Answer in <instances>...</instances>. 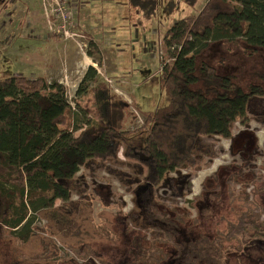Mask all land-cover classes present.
Wrapping results in <instances>:
<instances>
[{
    "label": "rangeland",
    "instance_id": "obj_1",
    "mask_svg": "<svg viewBox=\"0 0 264 264\" xmlns=\"http://www.w3.org/2000/svg\"><path fill=\"white\" fill-rule=\"evenodd\" d=\"M59 1L66 8L59 15L56 0L0 4V79L62 84L84 125L94 101L90 90L78 91L91 58L101 82L129 105L124 130L140 128L147 113L167 103L160 79L166 30L207 0H155L150 18L131 0ZM202 59L246 90L261 81L264 88L262 51L251 56L217 43ZM247 108L232 140L204 137L195 164L153 189L157 217L149 227L134 224L146 218L134 202L141 190L124 182L143 175L121 151L118 162L82 167L69 182L71 200L34 216L28 242L0 227V264H208L202 246L215 249L222 264H264V97Z\"/></svg>",
    "mask_w": 264,
    "mask_h": 264
},
{
    "label": "trees",
    "instance_id": "obj_2",
    "mask_svg": "<svg viewBox=\"0 0 264 264\" xmlns=\"http://www.w3.org/2000/svg\"><path fill=\"white\" fill-rule=\"evenodd\" d=\"M194 6L197 0H186ZM150 18L155 0H131ZM171 3H170V7ZM160 79L166 105L145 115L143 126L124 130L128 103L101 82L90 67L78 94L92 92V117L82 122L72 111L66 88L43 77L0 79V227L22 242L33 235L34 216L57 200H71L69 182L93 161L136 162L143 179L136 211L147 228L157 217L152 191L168 175L195 164L204 137L232 138L236 122L246 124L248 103L264 97L260 84L244 89L234 75H221L202 59L213 45L235 47L243 54L264 52V0H207L198 14L182 16L162 39ZM264 82V75H261ZM79 132L78 136L75 133ZM143 183V184H142ZM208 264H222L215 249L201 247ZM194 253L199 249L192 247Z\"/></svg>",
    "mask_w": 264,
    "mask_h": 264
},
{
    "label": "crops",
    "instance_id": "obj_3",
    "mask_svg": "<svg viewBox=\"0 0 264 264\" xmlns=\"http://www.w3.org/2000/svg\"><path fill=\"white\" fill-rule=\"evenodd\" d=\"M4 2H7L8 4H10V2H13V0H3V2L0 1V4H1V3L3 4ZM83 8H84V6L81 5V6H80V12L83 11ZM96 9H97V6H96ZM89 10H90V9H86V12H87V13H90ZM92 11H93V10H92ZM95 33H96V31H95ZM88 34H89V33H88ZM96 35H97V40L103 38V37H101V35L98 34V33H96ZM41 56H42V54L40 53L39 58H41ZM89 58H90V57H89ZM87 60H88V61H91V62H89V63L87 64V70H88V69L92 66V63H93V62H92L91 58H90V60H89V59H87ZM93 65H94V64H93ZM87 70H86V72H87ZM86 72H84V75H85ZM99 72H100V74H101V70H100ZM101 75H102V74H101ZM83 77H84V76H83ZM236 123H237V122H236ZM236 123H235V124H236ZM235 124H234V126H235ZM234 126H233V129H234ZM234 136H235V135H234ZM232 137H233V135H232ZM219 138H220V137H219ZM226 140H232V138H230V139H226Z\"/></svg>",
    "mask_w": 264,
    "mask_h": 264
},
{
    "label": "built area",
    "instance_id": "obj_4",
    "mask_svg": "<svg viewBox=\"0 0 264 264\" xmlns=\"http://www.w3.org/2000/svg\"><path fill=\"white\" fill-rule=\"evenodd\" d=\"M57 1V10H56V12H57V14L59 15L60 13H62V11H64L66 8H65V6H64V3H62L61 1H59L58 2V0H56ZM57 15V16H58ZM63 15H65V14H63Z\"/></svg>",
    "mask_w": 264,
    "mask_h": 264
}]
</instances>
